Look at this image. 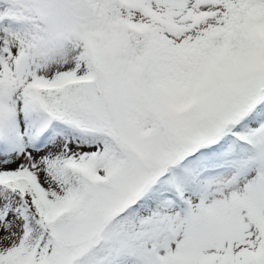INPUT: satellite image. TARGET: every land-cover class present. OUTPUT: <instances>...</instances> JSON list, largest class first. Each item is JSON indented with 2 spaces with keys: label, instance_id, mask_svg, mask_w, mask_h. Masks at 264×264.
Returning a JSON list of instances; mask_svg holds the SVG:
<instances>
[{
  "label": "snow or ice",
  "instance_id": "6c2138e0",
  "mask_svg": "<svg viewBox=\"0 0 264 264\" xmlns=\"http://www.w3.org/2000/svg\"><path fill=\"white\" fill-rule=\"evenodd\" d=\"M0 264H264V0H0Z\"/></svg>",
  "mask_w": 264,
  "mask_h": 264
}]
</instances>
